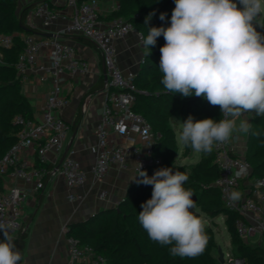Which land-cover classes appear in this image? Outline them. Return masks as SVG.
<instances>
[{
  "label": "built area",
  "instance_id": "1",
  "mask_svg": "<svg viewBox=\"0 0 264 264\" xmlns=\"http://www.w3.org/2000/svg\"><path fill=\"white\" fill-rule=\"evenodd\" d=\"M33 2L35 0H24ZM100 0H65L70 9V18L61 34L79 35L95 45L102 55L106 80L100 90L103 93L100 119L96 125L97 153L95 162L89 172L84 170L73 157V151L66 155L53 173H59L69 187L83 185L88 173L95 180H101L111 166H122L125 161V147L113 142L111 135L133 141L132 133L137 135L141 146L134 145L132 151L135 158V171L140 172L139 165H158L160 158L154 155V144L158 136L152 130L146 118L133 110L135 102V72L124 73L116 63L115 41L124 38L130 32H136L139 42L143 44V36L123 17L111 18L104 22L99 10ZM119 8L113 7L112 12ZM31 11V12H30ZM38 18L43 27H48L58 18L59 13L47 0H40L28 11ZM27 13V15H28ZM23 50L16 62V71L22 82L29 80L30 71L41 70V79H50L45 108L39 120L24 119L18 116L16 121L21 125L16 133L15 143L0 158V224L7 231L20 228L22 218V202L26 197L23 189L15 185H7L5 177L20 178L26 182L35 181V188L43 187L42 177L46 170L34 168L28 170L25 160L19 157L22 149L32 150L39 161L47 160V153H60L62 142L69 125L62 119L60 111L67 104L62 84L64 73L70 76L85 73L88 64L76 54L74 45L58 38H37L32 33L21 38ZM0 44L9 47L10 36H1ZM49 48L50 65H38V56L42 49ZM94 95L89 94L83 103L84 114L88 111ZM224 117L221 114V119ZM214 163L218 168V176L213 184L219 189L225 207L237 213L234 225L237 235L245 243L264 249V177L252 175L250 163L244 155L236 153L234 143L215 144L213 147ZM243 180V185L240 181ZM240 185L242 187L240 188ZM232 191H239V201L229 199ZM104 196V192L100 194ZM70 200L80 196H68ZM0 232V239L2 237ZM68 261L66 264H104V259L95 256L89 248L83 247L78 240L69 238ZM221 264H247L245 259L233 254L231 248L223 254Z\"/></svg>",
  "mask_w": 264,
  "mask_h": 264
},
{
  "label": "trees",
  "instance_id": "2",
  "mask_svg": "<svg viewBox=\"0 0 264 264\" xmlns=\"http://www.w3.org/2000/svg\"><path fill=\"white\" fill-rule=\"evenodd\" d=\"M117 1L119 8L113 11L109 18H125L144 39L149 33V28L170 26L174 0ZM18 5L19 0H0V36H10L12 39L9 47L0 44V158L16 141V133L21 126L16 118L33 117L28 100L21 92L22 82L15 67L23 50L17 33L23 31L30 34L39 30L25 24L27 13L35 6V2L26 3L19 10ZM149 13L155 14L145 24ZM161 13L166 14L164 20L159 18ZM164 43L163 36L157 38L151 55L143 56L134 79L137 91L133 110L146 118L158 136L153 149L154 155L160 158L158 165H148L142 170L152 176L156 170L170 167L173 172L181 171L188 175L189 179L184 187L191 189L196 197L195 204L200 210L207 216L225 215V224L232 237L230 248L233 254L244 258L247 264H264V249L245 243L237 235L234 225L237 213L225 207L219 189L213 184L218 176L214 152L201 153L199 161L190 171L186 170L185 164L176 162L177 144L173 129L175 121L183 122L189 115L195 120L212 118L219 121L221 111L219 106L210 105L202 97H182L179 93L174 94L165 89L161 83L163 73L159 71L160 48ZM250 124L244 157L251 165L252 175L264 177V116L254 115ZM189 148L191 147H183L182 155L188 154ZM35 166L46 171L50 167L39 160H36ZM138 174L137 180L140 179ZM47 178L48 174L45 173L42 177L43 184ZM137 180L128 187L115 208L100 209L83 221L69 224L67 236L78 240L81 246L89 248L95 256L102 257L104 264H221L219 257L215 258L216 241L212 229L208 226L205 228L208 237L206 249L202 255L195 258L173 257L169 251L171 246H162L151 241L140 225L138 215L142 210L141 204L151 198L152 186L137 183ZM40 197L41 195L38 196L39 200ZM26 237L27 232L20 226L15 246L20 254Z\"/></svg>",
  "mask_w": 264,
  "mask_h": 264
},
{
  "label": "clouds",
  "instance_id": "3",
  "mask_svg": "<svg viewBox=\"0 0 264 264\" xmlns=\"http://www.w3.org/2000/svg\"><path fill=\"white\" fill-rule=\"evenodd\" d=\"M168 27H151L143 46L150 56L157 38L160 48L161 83L182 97H202L219 106L223 119L195 120L191 115L176 133L181 147L196 153H211L215 144L227 143L233 133L247 134L251 124L245 114L264 116V0H174ZM155 13H149L145 24ZM161 13L160 19H165ZM176 120V119H174ZM239 120V124L237 121ZM258 135V133H252ZM140 172L137 183L152 186L151 198L141 204L138 220L148 238L171 246L173 257L195 258L208 243L206 221L195 214L193 192L184 187L189 179L181 171L163 167L149 176ZM135 178V177H134ZM232 191L229 199L239 201ZM0 264H21L12 237L0 224Z\"/></svg>",
  "mask_w": 264,
  "mask_h": 264
},
{
  "label": "crops",
  "instance_id": "4",
  "mask_svg": "<svg viewBox=\"0 0 264 264\" xmlns=\"http://www.w3.org/2000/svg\"><path fill=\"white\" fill-rule=\"evenodd\" d=\"M38 1L40 0L33 2L37 3ZM47 1L59 13L54 23L43 27L38 18L28 13L25 24L39 30L32 33L37 38H58L72 43L77 56L87 62L88 69L85 73L73 76L66 72L63 75L62 84L68 102L60 111V115L69 125V129L62 142L60 153H47L45 163L50 167L47 170L48 178L42 189L36 190L34 180L26 182L20 178L5 177L7 185L18 186L26 193L22 202L23 214L20 220V226L23 231L27 232L25 245L20 254L21 264H66L69 257L67 226L87 219L100 209L118 205L128 187L137 180L132 147L134 145L141 146L139 137L133 133V141L112 134L113 142L125 147L126 155L123 165L111 166L101 180H95L88 173L86 182L81 186L69 187L59 173L52 172V168L57 166L62 156L69 155L72 151L73 157L87 172L95 162L97 153L96 125L100 119L101 104L104 98L100 90L106 80V70L102 55L93 43L79 35L61 34L70 18V9L65 6V0ZM26 3L29 2L19 0L18 10ZM117 5V0H100L99 10L104 22L110 20L109 15L112 13L113 7ZM17 34L21 40L25 33L21 31ZM115 48L118 67L124 73L129 71L137 73L144 56L143 53L146 52L143 44L139 42L137 33L130 32L124 38L116 40ZM49 52V48L40 51L38 65H50ZM42 73L41 70L30 71L29 80L21 81V92L28 100L34 120L41 118L52 84L48 78L41 79ZM92 89L93 91H91ZM89 94H93L94 97L88 111L84 114L83 103ZM254 115L255 113L245 114L241 119H246L250 123ZM175 123L181 122L176 120ZM237 124H239V120ZM231 139L236 153L244 155L247 134L235 132ZM19 157L27 162L28 170L36 168L35 164L38 158L32 150L22 149ZM102 192H104V196H100ZM71 194L80 197L70 200L68 196ZM39 195H41L40 200ZM8 233L16 246L18 230L8 231ZM3 240L2 234L0 241Z\"/></svg>",
  "mask_w": 264,
  "mask_h": 264
},
{
  "label": "rangeland",
  "instance_id": "5",
  "mask_svg": "<svg viewBox=\"0 0 264 264\" xmlns=\"http://www.w3.org/2000/svg\"><path fill=\"white\" fill-rule=\"evenodd\" d=\"M257 31L264 34V28L257 26ZM180 123L173 124V129L175 132V136L177 131L179 130ZM177 144V153H176V162L178 164L184 163L186 165V170L190 171L196 163L200 159L201 153H196L192 148H189V153L186 155H182L181 147L176 140ZM246 150V149H245ZM240 184H243V180L240 181ZM241 188V187H240ZM195 214L200 215L206 221V226L210 227L214 233V238L216 241V248L214 250L215 258H218V249H221L223 254L230 250V246L232 245V237L228 232V227L225 224V215H215V216H207L204 212L200 210V208L196 205V208L193 209Z\"/></svg>",
  "mask_w": 264,
  "mask_h": 264
},
{
  "label": "water",
  "instance_id": "6",
  "mask_svg": "<svg viewBox=\"0 0 264 264\" xmlns=\"http://www.w3.org/2000/svg\"><path fill=\"white\" fill-rule=\"evenodd\" d=\"M65 157V155H63L62 156V158L60 159V161H62L63 160V158ZM193 199L195 200V202H196V197H195V195H193ZM113 208H115V207H113ZM218 259H219V262H222V260H223V252L221 251V249H218Z\"/></svg>",
  "mask_w": 264,
  "mask_h": 264
}]
</instances>
